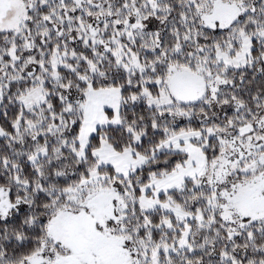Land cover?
I'll return each mask as SVG.
<instances>
[{"label":"snow or ice","instance_id":"obj_1","mask_svg":"<svg viewBox=\"0 0 264 264\" xmlns=\"http://www.w3.org/2000/svg\"><path fill=\"white\" fill-rule=\"evenodd\" d=\"M0 264H264V0H0Z\"/></svg>","mask_w":264,"mask_h":264}]
</instances>
